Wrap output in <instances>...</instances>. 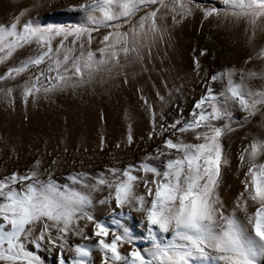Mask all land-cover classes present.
I'll return each instance as SVG.
<instances>
[{
  "label": "snow or ice",
  "instance_id": "obj_1",
  "mask_svg": "<svg viewBox=\"0 0 264 264\" xmlns=\"http://www.w3.org/2000/svg\"><path fill=\"white\" fill-rule=\"evenodd\" d=\"M60 6L80 19L47 23L39 12L52 8V0L10 5L0 19V104L6 111L20 105L25 119L29 104H55L96 82L126 86V69L147 71L153 50L159 56L184 22H242L248 43L264 22V0H68ZM193 52L191 73L201 95L186 108L182 82L170 85L162 77L147 92L137 86L143 131L133 128L126 109V129L111 150L98 133L92 153L107 158L101 166L76 160L78 147L69 153L66 130L46 163L37 153L22 168L3 170L0 264H48L42 253L52 264H264V87L246 85L244 69L217 63L215 50ZM254 56L264 59V45L242 64ZM236 132L233 156L223 141ZM125 151L135 159L125 160ZM68 156L72 167L57 175ZM9 158L19 160L14 146ZM229 172L237 179L226 189Z\"/></svg>",
  "mask_w": 264,
  "mask_h": 264
},
{
  "label": "rangeland",
  "instance_id": "obj_2",
  "mask_svg": "<svg viewBox=\"0 0 264 264\" xmlns=\"http://www.w3.org/2000/svg\"><path fill=\"white\" fill-rule=\"evenodd\" d=\"M67 2L68 0H52L53 7L41 9L39 17L45 19L47 23L77 22L80 19L77 14L60 6ZM28 3L30 0H0V19L6 13L11 12L10 5L22 6ZM32 16L37 18V13L34 11ZM243 29L242 22L239 25L235 22L230 24L227 21L221 25L219 20L205 21L202 25L198 19L193 22H184L172 30L171 43L160 47L159 56L163 57V68L165 69L163 72L160 71L161 58L153 50L152 64L145 65L147 71L139 65H132L126 69L130 73L126 86L123 84L118 87L113 86L114 82L110 80L103 84L96 82L90 90H81L79 95L72 96L69 91L59 96L55 104L41 101L35 108L29 104L26 110L27 119H25V109L20 105H17L15 111H6L0 104V174H3L5 168L11 169L17 165L22 168L37 153L44 156L46 163L50 158L46 153L51 152L53 156L57 154V141L61 139V134L66 130L65 143L69 153H74L78 147L79 153L75 155L76 160L83 158L85 166L90 163L96 167L101 166L107 158L101 160L99 153H92V149L98 143V133L102 132L106 138L108 144L106 151L111 150L112 142L119 139L126 129L124 119L126 109L132 117L130 122L133 128L143 131V114L138 111L136 104L135 88L137 86L147 92L152 89L153 84L160 87L162 77L170 85L173 81L182 82L185 90V99L182 103L186 108L194 98L201 95V89L198 84L193 83L194 74L191 73L193 49L207 47L215 50L217 63L227 66L235 64L238 69H244L246 85L252 88L264 87V59L254 56L248 64H242L246 56L253 54L264 45V22L259 25L256 38L251 43H248V35ZM165 52L166 55H164ZM200 59L202 63H207L204 58ZM2 68L3 65H0V69ZM249 72L254 73L255 76H248ZM132 73L135 74L134 78ZM180 77L184 78L183 81L179 79ZM101 113L104 117L102 124L99 122ZM258 120L257 116L254 118V123ZM249 127L252 128L251 125ZM252 131L259 130L252 128ZM238 136L239 132H236L224 137L223 142L233 156L240 146ZM13 146L19 155V160L15 162L9 158ZM85 148L88 149L87 152L84 151ZM136 151L139 153L140 149ZM120 155L125 160L135 159L131 153L126 151L121 152ZM89 156L92 157L91 160L88 159ZM71 160L72 156H68L67 163L58 165L57 175L60 170L72 167ZM236 179L235 173L229 172L226 189Z\"/></svg>",
  "mask_w": 264,
  "mask_h": 264
},
{
  "label": "bare ground",
  "instance_id": "obj_3",
  "mask_svg": "<svg viewBox=\"0 0 264 264\" xmlns=\"http://www.w3.org/2000/svg\"><path fill=\"white\" fill-rule=\"evenodd\" d=\"M141 243L143 244V241H141ZM144 246H146V245H144ZM42 255L44 256V258L46 259L48 264H52V257L50 255H48L47 253H42Z\"/></svg>",
  "mask_w": 264,
  "mask_h": 264
}]
</instances>
